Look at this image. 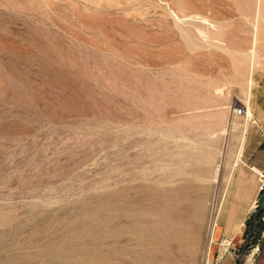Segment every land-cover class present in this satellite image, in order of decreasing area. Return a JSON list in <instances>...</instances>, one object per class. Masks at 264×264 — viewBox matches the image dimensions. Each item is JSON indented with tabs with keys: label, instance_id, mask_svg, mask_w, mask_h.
Wrapping results in <instances>:
<instances>
[{
	"label": "rangeland",
	"instance_id": "374dc122",
	"mask_svg": "<svg viewBox=\"0 0 264 264\" xmlns=\"http://www.w3.org/2000/svg\"><path fill=\"white\" fill-rule=\"evenodd\" d=\"M258 85L264 0H0V264H264Z\"/></svg>",
	"mask_w": 264,
	"mask_h": 264
},
{
	"label": "crops",
	"instance_id": "0c3cea01",
	"mask_svg": "<svg viewBox=\"0 0 264 264\" xmlns=\"http://www.w3.org/2000/svg\"><path fill=\"white\" fill-rule=\"evenodd\" d=\"M248 115L239 116L232 126L231 201L244 221L253 209L263 203L264 193L259 188L260 173H264V88L256 86L246 105Z\"/></svg>",
	"mask_w": 264,
	"mask_h": 264
},
{
	"label": "built area",
	"instance_id": "2783aa9c",
	"mask_svg": "<svg viewBox=\"0 0 264 264\" xmlns=\"http://www.w3.org/2000/svg\"><path fill=\"white\" fill-rule=\"evenodd\" d=\"M246 111H247L246 107L242 106L238 109H234L233 113L238 116H246L247 115ZM259 177H260V182H261L260 189L264 190V173H260Z\"/></svg>",
	"mask_w": 264,
	"mask_h": 264
},
{
	"label": "bare ground",
	"instance_id": "6f19581e",
	"mask_svg": "<svg viewBox=\"0 0 264 264\" xmlns=\"http://www.w3.org/2000/svg\"><path fill=\"white\" fill-rule=\"evenodd\" d=\"M247 112H248V110H247ZM247 115H248V113H247ZM218 177V169H216V172H215V179ZM216 224V223H215ZM212 231H213V224H212V226H211V228H210V235L212 234Z\"/></svg>",
	"mask_w": 264,
	"mask_h": 264
}]
</instances>
